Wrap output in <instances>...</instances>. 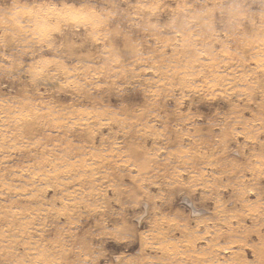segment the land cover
Instances as JSON below:
<instances>
[{
  "label": "clouds",
  "instance_id": "1",
  "mask_svg": "<svg viewBox=\"0 0 264 264\" xmlns=\"http://www.w3.org/2000/svg\"><path fill=\"white\" fill-rule=\"evenodd\" d=\"M0 264H264V0H0Z\"/></svg>",
  "mask_w": 264,
  "mask_h": 264
}]
</instances>
